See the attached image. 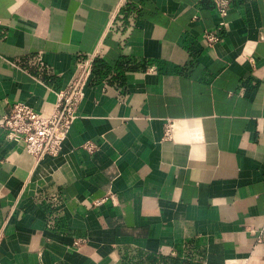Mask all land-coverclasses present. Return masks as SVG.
Returning a JSON list of instances; mask_svg holds the SVG:
<instances>
[{"label":"crops","instance_id":"1","mask_svg":"<svg viewBox=\"0 0 264 264\" xmlns=\"http://www.w3.org/2000/svg\"><path fill=\"white\" fill-rule=\"evenodd\" d=\"M224 21L208 46L211 0H0V121L93 57L60 154L0 126V264H264V0Z\"/></svg>","mask_w":264,"mask_h":264},{"label":"built area","instance_id":"2","mask_svg":"<svg viewBox=\"0 0 264 264\" xmlns=\"http://www.w3.org/2000/svg\"><path fill=\"white\" fill-rule=\"evenodd\" d=\"M211 1L218 16V22L214 29L205 30L203 33L202 37L208 46H212L221 39L224 17L231 3V0ZM259 37L264 39V32ZM92 66L91 55L77 62L75 74L63 88L56 92L54 107L49 114H42L22 101L9 103L0 121L6 138L21 143L27 152L37 158L46 154L50 156L60 154L63 141L76 117V109L83 97L84 85L92 72ZM169 130V126H166L165 136H169ZM84 147L89 150L95 148L89 142L84 144ZM105 199L106 196L97 200V203ZM257 238L264 239V228L259 231Z\"/></svg>","mask_w":264,"mask_h":264}]
</instances>
